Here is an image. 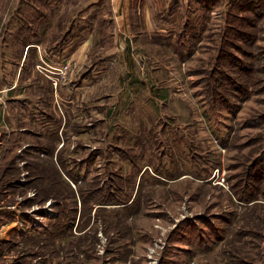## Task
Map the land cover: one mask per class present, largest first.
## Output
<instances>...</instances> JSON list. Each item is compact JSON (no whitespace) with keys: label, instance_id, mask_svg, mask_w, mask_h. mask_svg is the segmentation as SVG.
<instances>
[{"label":"rangeland","instance_id":"rangeland-1","mask_svg":"<svg viewBox=\"0 0 264 264\" xmlns=\"http://www.w3.org/2000/svg\"><path fill=\"white\" fill-rule=\"evenodd\" d=\"M237 1L0 0V264H264V0Z\"/></svg>","mask_w":264,"mask_h":264},{"label":"crops","instance_id":"crops-1","mask_svg":"<svg viewBox=\"0 0 264 264\" xmlns=\"http://www.w3.org/2000/svg\"><path fill=\"white\" fill-rule=\"evenodd\" d=\"M112 4L114 5L115 8H117L118 4L121 2L123 4H128L129 6L131 5V9L135 10L136 8L139 7V4L142 6V10L144 13H150L149 7L148 6H156L157 4H166L167 6L172 2V0H111ZM165 6V5H164ZM156 9V8H155ZM152 11V9H151ZM157 11V10H156ZM30 48V45L27 46L26 50Z\"/></svg>","mask_w":264,"mask_h":264},{"label":"trees","instance_id":"trees-1","mask_svg":"<svg viewBox=\"0 0 264 264\" xmlns=\"http://www.w3.org/2000/svg\"><path fill=\"white\" fill-rule=\"evenodd\" d=\"M262 3H263L262 0H239L237 2H234V5H235L234 7H236V8L241 7V9L243 8V9H248V10L252 11L256 7H258V4H262ZM222 80H223V78H222ZM217 83H220L219 78L217 80Z\"/></svg>","mask_w":264,"mask_h":264}]
</instances>
